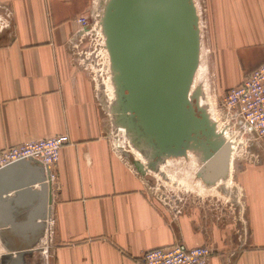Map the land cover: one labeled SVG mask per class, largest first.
Here are the masks:
<instances>
[{
    "label": "crops",
    "instance_id": "crops-1",
    "mask_svg": "<svg viewBox=\"0 0 264 264\" xmlns=\"http://www.w3.org/2000/svg\"><path fill=\"white\" fill-rule=\"evenodd\" d=\"M6 3L11 16L0 35V149L56 134L70 140L60 148L46 193L48 264H141L145 250L176 242L212 244L207 264H264V142H251L256 158L240 167L237 180L246 197L240 228L250 231V241L245 248L241 242L225 246L226 234L211 218L168 215L148 192L142 169L109 141L113 124L104 97L74 55L82 43L76 18L89 10L88 0ZM208 5L229 88L264 64V0Z\"/></svg>",
    "mask_w": 264,
    "mask_h": 264
},
{
    "label": "water",
    "instance_id": "water-1",
    "mask_svg": "<svg viewBox=\"0 0 264 264\" xmlns=\"http://www.w3.org/2000/svg\"><path fill=\"white\" fill-rule=\"evenodd\" d=\"M99 21L114 85L110 111L131 143L150 151L152 167L161 157L194 149L206 183L224 176L229 144L199 105L200 88L189 90L200 45L194 1L105 0ZM27 162L0 168V238L8 252L3 264H24L46 225L49 185L42 169Z\"/></svg>",
    "mask_w": 264,
    "mask_h": 264
},
{
    "label": "rangeland",
    "instance_id": "rangeland-1",
    "mask_svg": "<svg viewBox=\"0 0 264 264\" xmlns=\"http://www.w3.org/2000/svg\"><path fill=\"white\" fill-rule=\"evenodd\" d=\"M195 1L199 10L201 44L203 45V53L198 60L199 64L197 69L203 74L205 81L208 83L207 87L210 96L212 95L211 98L214 97L213 100L215 99L214 103L218 111L220 126L226 129L224 131L227 132V136L235 143L233 169L231 173L232 180L230 183H226V185L223 183L222 185L216 186L221 195L217 196L212 193L202 194L198 191L197 182L195 180L192 179V181H190L191 183H184L178 179L170 178L164 171H161L159 167H156L157 164L155 167L149 165L150 151L145 147L133 145L125 129L115 123L113 114L110 111L114 101V94L111 93V90L106 85L109 76L110 80H112L111 69L108 62L107 51L104 47V39L99 21L105 0H88L89 10L83 13V15L88 17L94 29H97V27L99 28L100 35L97 33L86 34L82 32L79 27L78 39L81 40L82 43L74 47V55L78 58V65L88 72L94 85H97L99 93L104 97L106 112L110 116L111 124H113L108 130L109 141L112 142L115 147L119 145L117 148L125 153L129 162L136 168L140 169L135 161L142 164V170L140 171L145 176L147 190L152 199L171 216L190 213L194 216H207L206 220H210L209 218H211L212 221H215L221 226L222 232L220 233L226 234L223 237L225 246L227 244L234 246L236 243L238 244V242H241L243 244L242 248H245V245L248 244V240L250 241V231H242L240 228V223L242 222L241 210L245 211L246 197L245 193L239 188L237 180L239 179L240 167L243 165L246 166L247 163H250V161L256 158L257 147L247 139V135L243 131L242 123L228 119L227 113L221 105L225 93L231 87L228 88L223 84L220 74L219 66L221 65L217 62V46L212 40L209 23L208 0ZM6 2L7 0H0V35L4 33L10 24L11 11ZM135 148L139 151H136ZM159 159H157L156 163L158 161L165 162V157ZM202 185L205 187L210 186V184L204 182H202ZM49 225L44 228L41 236L34 241L30 248L31 251L23 256L24 264H48V243L51 235ZM223 229H226V231L223 232ZM206 245L212 252V244ZM1 249L0 247V264H3L7 260L8 252L5 251V249L4 251ZM238 249H241V245L238 246L237 250Z\"/></svg>",
    "mask_w": 264,
    "mask_h": 264
},
{
    "label": "built area",
    "instance_id": "built-area-1",
    "mask_svg": "<svg viewBox=\"0 0 264 264\" xmlns=\"http://www.w3.org/2000/svg\"><path fill=\"white\" fill-rule=\"evenodd\" d=\"M82 32L97 33L85 15L76 18ZM221 105L228 119L240 122L250 142H264V64L257 66L237 85L225 93ZM69 143L67 134L31 139L0 149V168L17 160H27L39 165L44 174V182H54L53 165L57 162L60 148ZM117 145L116 147H118ZM49 225V220H45ZM46 228V227H45ZM210 248L206 244L188 246L181 242L169 246L145 250L141 264H207Z\"/></svg>",
    "mask_w": 264,
    "mask_h": 264
},
{
    "label": "bare ground",
    "instance_id": "bare-ground-1",
    "mask_svg": "<svg viewBox=\"0 0 264 264\" xmlns=\"http://www.w3.org/2000/svg\"><path fill=\"white\" fill-rule=\"evenodd\" d=\"M193 1H194V5L196 7V13L198 16V26L200 29V45H199V55H198V60H199L200 56L203 53V50H202L203 45L201 44V27H200L199 10H198L196 1L195 0H193ZM100 29H101V24H100ZM101 32H102V29H101ZM103 39H104V36H103ZM103 42H104V40H103ZM107 55H108V52H107ZM108 60H109V58H108ZM198 64L199 63L197 61V65H196V68H195L194 73H193L192 82H191L189 90L191 93L196 87L200 88V94L198 97L199 105H201L202 107H204L206 109L209 118L216 124L217 131L221 133V135H222L221 137L223 138V140H225L229 144L228 164H227L226 173L224 176L218 177L213 181H211V180L207 181V183H206V181H204V179L202 177V173L200 171V169L202 167V163H203L200 152L197 150H194V149H187L185 154L179 155V156H173V155L164 156L165 162L158 161L156 163L157 164L156 167H159V169L161 171H164L172 179H178L179 181H183L184 183L190 182V181H192V179L195 180L197 182L196 184H197L198 191L202 194L212 193L213 195L218 196V195H221V193L218 191L216 186L222 185L223 183H225V185H226V183H230L232 180L231 179V173H232V169H233V158H234L235 143L233 140L230 139L229 136H227V132L224 131L226 129L220 126V120L218 118V111H217L215 103H214L215 99L213 100L214 97L211 98L212 95L210 96V93H209L208 87H207L208 83H207V81H205V77L203 76V74L200 71H198V69H197ZM106 85L111 90V93L114 94V85L112 83V80H110V76L108 77V80L106 81ZM135 149H136V151H139L137 148H135ZM136 151H135V153H136ZM202 182H204L206 184H210V186L205 187L202 185ZM2 241L3 240L0 238V243H1L0 247L2 248L1 250L4 251V249H5L4 245L5 244Z\"/></svg>",
    "mask_w": 264,
    "mask_h": 264
},
{
    "label": "flooded vegetation",
    "instance_id": "flooded-vegetation-1",
    "mask_svg": "<svg viewBox=\"0 0 264 264\" xmlns=\"http://www.w3.org/2000/svg\"><path fill=\"white\" fill-rule=\"evenodd\" d=\"M27 255H29V254H27Z\"/></svg>",
    "mask_w": 264,
    "mask_h": 264
}]
</instances>
